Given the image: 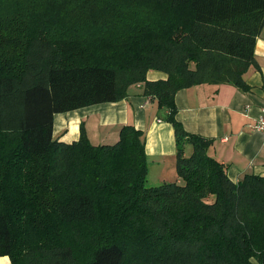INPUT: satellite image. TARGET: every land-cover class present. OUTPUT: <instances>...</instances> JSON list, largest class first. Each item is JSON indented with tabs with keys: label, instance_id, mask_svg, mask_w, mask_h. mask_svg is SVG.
Masks as SVG:
<instances>
[{
	"label": "trees",
	"instance_id": "trees-1",
	"mask_svg": "<svg viewBox=\"0 0 264 264\" xmlns=\"http://www.w3.org/2000/svg\"><path fill=\"white\" fill-rule=\"evenodd\" d=\"M262 28L264 0H0V257L264 264V177L230 181L175 105L197 84L246 89ZM150 70L167 79L147 81ZM139 83L167 112L182 184L146 186L133 126L115 145H92L82 125L77 141L53 138L55 114L121 101Z\"/></svg>",
	"mask_w": 264,
	"mask_h": 264
},
{
	"label": "crops",
	"instance_id": "crops-1",
	"mask_svg": "<svg viewBox=\"0 0 264 264\" xmlns=\"http://www.w3.org/2000/svg\"><path fill=\"white\" fill-rule=\"evenodd\" d=\"M242 78L246 89L228 83H203L175 94L176 120L188 134L208 141L207 155L225 168L233 183L246 175L264 177V134L255 129L264 104V28ZM146 79L166 80L167 75L150 70ZM166 116L155 98L144 95V84H135L129 86L121 101L55 114L53 138L66 143L76 141L82 125L92 145H115L121 128L133 126L144 135L147 180L152 185L182 184L176 169L174 129L165 121ZM192 152V144L186 142L184 157ZM0 264H10L9 257H0Z\"/></svg>",
	"mask_w": 264,
	"mask_h": 264
},
{
	"label": "built area",
	"instance_id": "built-area-1",
	"mask_svg": "<svg viewBox=\"0 0 264 264\" xmlns=\"http://www.w3.org/2000/svg\"><path fill=\"white\" fill-rule=\"evenodd\" d=\"M255 129L261 134H264V104H262L261 114L255 124Z\"/></svg>",
	"mask_w": 264,
	"mask_h": 264
},
{
	"label": "rangeland",
	"instance_id": "rangeland-1",
	"mask_svg": "<svg viewBox=\"0 0 264 264\" xmlns=\"http://www.w3.org/2000/svg\"><path fill=\"white\" fill-rule=\"evenodd\" d=\"M158 72V71H157ZM140 84V83H139ZM135 85V84H134ZM80 136V135H79ZM79 139V138H78ZM58 141V140H57ZM77 141V140H76ZM58 142H60V141H58ZM74 142V141H73ZM61 143H66V142H61ZM70 143H72V142H70ZM70 143H66V144H70ZM152 184H154V183H152V181H150L149 179L147 180V182H146V186L147 187H156V186H159V185H152ZM161 185V184H160ZM206 201H210V200H206Z\"/></svg>",
	"mask_w": 264,
	"mask_h": 264
}]
</instances>
